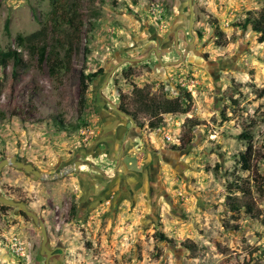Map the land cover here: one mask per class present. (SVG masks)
<instances>
[{
	"label": "rangeland",
	"instance_id": "1",
	"mask_svg": "<svg viewBox=\"0 0 264 264\" xmlns=\"http://www.w3.org/2000/svg\"><path fill=\"white\" fill-rule=\"evenodd\" d=\"M75 1L81 35L68 74L52 78L46 62L38 66L23 49L27 73L13 78L11 65L0 69V161L16 157L49 175L76 160L88 164L52 181L13 166L1 171L0 194L34 211L48 247L61 250L49 264H264V43L250 25L238 26L264 15V0H192L194 39L179 31L181 56L172 36L187 30V0ZM62 3L0 0V48L16 49L17 35L43 25L53 35L60 23L70 31ZM152 48L164 52L163 65L156 55L126 62L103 93L136 111L134 87L169 99L183 88L192 108L163 115L154 128L138 113L142 127L128 133L100 83L119 60ZM81 73L94 77L83 105ZM247 145L252 157L244 168ZM231 196L243 207L237 212ZM40 243L28 217L0 204V264H43Z\"/></svg>",
	"mask_w": 264,
	"mask_h": 264
},
{
	"label": "trees",
	"instance_id": "2",
	"mask_svg": "<svg viewBox=\"0 0 264 264\" xmlns=\"http://www.w3.org/2000/svg\"><path fill=\"white\" fill-rule=\"evenodd\" d=\"M57 1L63 2L60 10L66 12L68 16L63 22L60 19L62 16L59 17V12L56 11L55 17L58 18V21L68 24L70 31H66L65 29L63 31L60 23L59 25H54L53 28H56L54 29V35L46 25L41 26L39 30L29 35H17L15 37L16 49L9 47L6 50H2L0 48V69H6L11 65L13 78L18 76V72L27 73L32 65L31 62L25 59L22 51H20V49H23L26 50L29 60H35L38 66H40L42 62H46L49 74L52 78L57 77L59 74L69 73L72 66L71 62L73 53L76 52L77 45L80 42L81 20L75 0ZM248 14H251V12H248ZM249 25L252 27L253 32L259 34L257 37L258 43H264V15H260L259 18H250L248 15V17L238 26L241 27L242 30H245ZM57 34L60 35L57 37ZM49 39L53 40L51 45H47ZM132 68L133 66L129 68L126 73L131 72ZM80 80L82 87L79 90V102L83 105L86 100L85 93L87 85L93 82L94 77L91 74L81 73ZM181 91V95H178L174 99H169L166 93L163 92L160 98H155L153 95H149L147 91H142L141 89L134 87L133 94L136 97V111H129L122 103L119 105V108L132 116L138 128L142 127V124L137 122L138 113L147 115L150 118V121L148 122L149 126L154 128L162 122L163 115H185L190 112L193 104L190 94L183 88ZM55 123L63 127V120L60 118H57ZM186 123L188 125L191 124L189 127L200 125V123L193 121L192 119H186ZM63 129L65 130V127H63ZM244 137L246 140L251 139L250 134H246ZM251 157L252 147L247 145L245 152L240 155V161L244 168L249 167ZM240 192L244 198H248L247 192L243 190ZM228 198L232 201V211L237 212L240 208H243L235 203V197L231 196ZM244 208L246 212H252V206L248 200L247 202L245 201ZM158 237L162 241L171 242V239H168L161 234H158Z\"/></svg>",
	"mask_w": 264,
	"mask_h": 264
},
{
	"label": "water",
	"instance_id": "3",
	"mask_svg": "<svg viewBox=\"0 0 264 264\" xmlns=\"http://www.w3.org/2000/svg\"><path fill=\"white\" fill-rule=\"evenodd\" d=\"M187 9L189 11V20H188V27L187 30L184 28H180L179 30H176L173 34V39L175 41V49L177 51L180 52V48H179V44H180V40L178 38L179 35V31L181 30L184 34V38L185 41H187V37L190 36L192 39H194V36L192 34V26H193V9H192V0H187ZM163 51L162 50H158L157 48H152L151 50H149L147 52V54H144L142 56H137V57H126L123 58L121 60H119L114 66L113 68L108 72V74L105 76V78L101 81L100 83V87H99V94L102 97V99L106 102V104L109 106V108L119 117L128 120L126 123V129L128 130V133L131 131V129H136V124L134 122V119L132 118V116H130L129 114L125 113L124 111H122L119 107L112 105L110 103V100L108 99V96L106 94H104V90L106 88V86L110 83L112 76L114 75L115 71L120 70L119 67L128 62L131 63L133 65L136 64H141L142 62L148 60L149 58L152 57V55H156L159 63L161 65H163L162 60H161V56L163 55ZM180 56H181V52H180ZM175 63V62H172ZM170 64V63H167ZM128 137V134L126 135V138ZM125 138V141H126ZM124 141V142H125ZM124 142L123 144H121V146L119 147V151H118V156H117V161H116V165H115V169L121 164V158L124 152ZM88 166L87 163L82 162V161H74L71 165L66 166L62 169H60L59 171H57L55 174L49 175V174H45L40 172L38 169H36L34 166H32L29 163H25L22 160H18L16 157H10L7 159H3L0 161V179H1V171L4 167L7 166H13V167H17L19 169H21L24 173L32 176L35 179L41 180V181H52L58 178H61L67 174H71V173H78L79 172V167L80 166ZM89 167H92L91 165H89ZM93 168V167H92ZM100 172V169H97ZM0 204L3 206H8V207H13L15 209H18L19 211H21L26 217H28L31 222L34 224V226L36 228L39 229L40 231V236H41V243H40V252L39 255L40 256H44V264H49V261L51 259L50 257V253H49V249H48V244H49V239H48V233H47V228L46 225L44 223V221L38 217V215L32 211L31 209L28 208V206L22 202H16L11 198L5 197L3 195L0 194Z\"/></svg>",
	"mask_w": 264,
	"mask_h": 264
},
{
	"label": "flooded vegetation",
	"instance_id": "4",
	"mask_svg": "<svg viewBox=\"0 0 264 264\" xmlns=\"http://www.w3.org/2000/svg\"><path fill=\"white\" fill-rule=\"evenodd\" d=\"M183 28V27H182ZM185 29V28H184ZM183 35V34H182ZM170 39H171V37H170ZM125 112V111H124ZM125 113H127V112H125ZM128 114V113H127ZM123 119V118H122ZM126 123H127V121H125V127H126ZM136 124V123H135ZM136 128H137V125H136ZM127 130V129H126ZM127 132H128V130H127ZM120 133H121V131H120ZM48 249H49V253H50V257L51 258H56L58 255H60L62 252H61V250L60 249H58V248H53V249H50L49 247H48ZM39 252H40V247H39V251H38V254H39ZM40 256V255H39ZM39 259L40 260H42V259H45L44 258V256H40L39 257ZM35 264H42L41 262H39L38 260H37V263H35ZM43 264H44V261H43Z\"/></svg>",
	"mask_w": 264,
	"mask_h": 264
},
{
	"label": "bare ground",
	"instance_id": "5",
	"mask_svg": "<svg viewBox=\"0 0 264 264\" xmlns=\"http://www.w3.org/2000/svg\"><path fill=\"white\" fill-rule=\"evenodd\" d=\"M79 170H80V167H79Z\"/></svg>",
	"mask_w": 264,
	"mask_h": 264
}]
</instances>
